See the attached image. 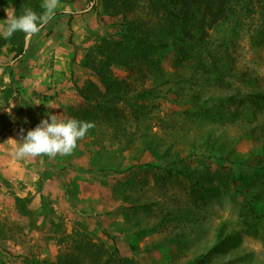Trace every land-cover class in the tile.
<instances>
[{
  "label": "rangeland",
  "instance_id": "1",
  "mask_svg": "<svg viewBox=\"0 0 264 264\" xmlns=\"http://www.w3.org/2000/svg\"><path fill=\"white\" fill-rule=\"evenodd\" d=\"M137 2L147 11L146 0ZM99 7L98 0H58L23 55L0 47V264L111 257L116 264L118 257L124 264H197L201 256L205 264H264V174L256 169L264 161V109L249 98L227 100L264 93L255 11L242 16L228 49V87L213 77L194 78L198 86L182 81L192 70L173 53L158 56L165 75L144 83L135 68L112 67L116 79L158 95L140 102L154 110L138 131L128 129L125 148L111 121L75 91L91 82L103 93L84 64L95 57L94 45L122 30L117 18L99 16ZM13 13L12 4H0V33ZM230 31L212 30V47ZM117 107L127 114L125 104ZM50 113L93 126L71 155L17 159L20 130ZM172 155L181 158L176 165ZM218 236L227 240L215 250Z\"/></svg>",
  "mask_w": 264,
  "mask_h": 264
},
{
  "label": "trees",
  "instance_id": "2",
  "mask_svg": "<svg viewBox=\"0 0 264 264\" xmlns=\"http://www.w3.org/2000/svg\"><path fill=\"white\" fill-rule=\"evenodd\" d=\"M0 2L1 5L14 6L13 17L21 15L25 9H31L38 16L45 12L41 0H0ZM98 2L100 7L96 11L97 14L117 18L122 30L110 40L94 45L95 57L89 55L84 64V67L99 79L103 93L91 82L86 83L84 88L75 87V91L85 103L104 115L105 122L111 121L112 128L123 139L125 148L131 145L127 140L130 134L128 129L138 131L139 121L141 123L147 119L154 110V105L140 102L156 98L158 95L151 90L143 89L142 85H130L116 79L112 67L135 68L140 82L144 83L151 77L165 75L160 60L173 53L178 60L188 62L190 70L194 72L193 75L192 71H188L189 77L183 78L182 81L198 86L197 81L193 83L194 78L198 77L202 82H209L213 77L217 84L228 87L226 77L232 72L228 49L235 45L234 36L237 34V28L242 26V16H249L255 11L258 25L254 35L264 40V0H146L147 11L139 7L137 0H98ZM224 26L231 29V34L227 37L229 42L226 50L227 41L223 40L212 47L210 32ZM5 45L9 47L14 58L20 57L25 52L24 34L15 32L8 37L3 35L2 31L0 47ZM158 56L161 59H158ZM206 75L210 78L205 77ZM170 81L171 79H167L162 84H170ZM193 93L196 98L200 96L199 89H193ZM240 98H249L253 104L264 109V93H253L249 96L236 94L227 100L236 101ZM119 103L126 105L127 114L123 113L124 109L117 107ZM174 103L180 104L177 101ZM131 120L134 123H131ZM173 158L177 160L172 161L171 164L176 165L181 160L178 155H174ZM256 169L264 174V161L259 162ZM164 170L171 174V169ZM177 173L181 174L180 171ZM248 203L251 212L256 213L255 208L250 202ZM218 238L215 250L221 248V244L227 240L221 236ZM117 254V250H114V255ZM118 258L117 264H124L126 261ZM116 260L111 257L105 262L97 261V264H116ZM67 262L73 264L77 261L73 258L68 261L58 258L56 264ZM196 263L205 264L204 257H199ZM245 264H250V261Z\"/></svg>",
  "mask_w": 264,
  "mask_h": 264
},
{
  "label": "clouds",
  "instance_id": "3",
  "mask_svg": "<svg viewBox=\"0 0 264 264\" xmlns=\"http://www.w3.org/2000/svg\"><path fill=\"white\" fill-rule=\"evenodd\" d=\"M57 3L58 0H45V12L39 16L31 9H25L21 15L14 16L8 22L3 35L10 37L15 32H22L26 39L31 38L52 18ZM92 126L90 122L74 118L58 121L57 114L50 113L26 133L20 130V140L14 155L17 159L71 155L77 141L84 138Z\"/></svg>",
  "mask_w": 264,
  "mask_h": 264
},
{
  "label": "water",
  "instance_id": "4",
  "mask_svg": "<svg viewBox=\"0 0 264 264\" xmlns=\"http://www.w3.org/2000/svg\"><path fill=\"white\" fill-rule=\"evenodd\" d=\"M29 39V38H28ZM28 39L25 40V48L27 47L28 45Z\"/></svg>",
  "mask_w": 264,
  "mask_h": 264
}]
</instances>
